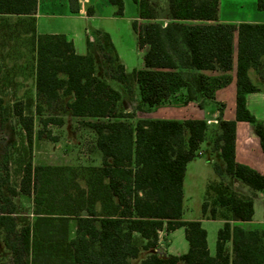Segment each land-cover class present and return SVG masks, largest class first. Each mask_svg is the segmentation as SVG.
Returning a JSON list of instances; mask_svg holds the SVG:
<instances>
[{
    "label": "trees",
    "instance_id": "obj_1",
    "mask_svg": "<svg viewBox=\"0 0 264 264\" xmlns=\"http://www.w3.org/2000/svg\"><path fill=\"white\" fill-rule=\"evenodd\" d=\"M123 12L122 0H107ZM138 19L132 21L139 48L146 47L143 67L127 72L121 61L106 76L131 91L135 84L138 111L168 102L184 90L183 102L212 98L229 81L233 38L236 45L235 120L252 124L264 151V120L246 107L245 95L259 90L250 79L254 70L264 78V23L217 21L218 0H166L159 9L151 0H132ZM264 10V0H255ZM78 10V0H69ZM37 0H0V16H28L36 97L51 106L62 96L74 117L92 118L84 125L95 133L99 165L81 166L70 177L63 166L27 163L17 189L10 182L7 160L0 164V233L11 259L0 264H133L141 250L155 248L160 230L183 227L186 252L164 257L151 253L137 264H264V228L246 230L232 221H249L253 198L234 191L220 179L209 186L212 205L201 204L203 215L214 218L216 206L227 207L230 218L217 231L215 254L210 255L206 230L199 220L184 221L182 182L186 164L197 156L208 124L203 119H137L122 111L119 90L98 74L92 53L78 54L64 34H35ZM165 18L166 22L160 21ZM214 71L221 74L212 75ZM41 107H37L39 112ZM6 111L0 95V115ZM31 143L34 119L21 101L13 105ZM235 120H218L213 148L224 163L214 165L218 176L237 178L252 191L264 190V176L234 158ZM46 124H62L47 117ZM41 131H39V135ZM78 177L80 182L77 181ZM32 195L31 222L18 226V194ZM140 237V244L138 242ZM231 242V250L225 243Z\"/></svg>",
    "mask_w": 264,
    "mask_h": 264
},
{
    "label": "crops",
    "instance_id": "obj_2",
    "mask_svg": "<svg viewBox=\"0 0 264 264\" xmlns=\"http://www.w3.org/2000/svg\"><path fill=\"white\" fill-rule=\"evenodd\" d=\"M122 1L123 12L121 15H117L116 7L107 0H78L77 11L70 10L69 0H37L36 11L31 15L35 34H64L68 40L72 41L76 53L86 54L90 52L94 55L96 70L98 68V54L100 56L109 54L108 50H112L117 55L127 72L142 68V55L146 47H138L136 34L132 29V21L138 19V14L125 16L124 5L128 0ZM248 1L250 3L248 10H241L244 5L242 0H218L217 21L234 24L240 22L264 23V10L257 9L255 0ZM98 3L102 8L101 10L98 9ZM236 45L237 35L235 33L233 38L232 68L227 73L229 81L225 86L217 88L212 98H199L198 100L184 103L185 91L180 90L168 102L145 111H138L136 110V106L140 102V97L137 95L138 89L135 85L131 91L135 104V110L133 111L132 108H128L127 110L124 108L121 109L120 104L123 95L121 89H119L121 98L118 107L122 111L133 112L134 120L142 118L182 121L184 119L194 118L203 119L207 122L208 129L205 139L199 145L197 156L186 164L182 182L183 197L180 219L184 221H200L202 227L206 230V243L210 255H212L211 248L216 247V240L214 245V239L212 236L209 237L207 228L203 225V220H215L222 227L223 222L230 218V211L227 207L216 206L214 218L207 217V214L203 215L202 211L201 218H185L184 201L191 197L192 189L197 185L200 186V192L203 193V201H208V197L212 194L209 186L218 182L220 179L234 191L248 195V186L246 184L230 175L223 174L220 177L213 169L215 164L220 168L224 167L219 151L213 148V137L217 132V122L218 120H235ZM211 74L218 75L221 72L214 71ZM249 76L251 81L259 87V90L246 93V107L258 121H263L264 78H261L254 70L249 71ZM108 81L110 83L113 79ZM235 123V161L255 169L264 176V151L260 146L259 139L254 132L252 124L242 120H235ZM203 144L206 145L203 147ZM205 154V158H202ZM189 171L191 172L190 175H188ZM203 171H206V173H203ZM204 174L207 176L204 177ZM248 188L251 190L250 187ZM249 196L253 198V215H255L257 201L259 206L264 207V190L257 192L251 190ZM210 197L213 199V195ZM249 221L229 220L232 225H238L246 230L264 228L243 227L242 224ZM164 234V239L167 240V247H165L166 254H158L159 256L164 257L168 254L179 255L187 251L188 243L184 236L183 227L175 228L171 231L164 230ZM157 248L148 249L146 256L155 253ZM225 250L227 252L231 250V242L229 240L225 243Z\"/></svg>",
    "mask_w": 264,
    "mask_h": 264
},
{
    "label": "rangeland",
    "instance_id": "obj_3",
    "mask_svg": "<svg viewBox=\"0 0 264 264\" xmlns=\"http://www.w3.org/2000/svg\"><path fill=\"white\" fill-rule=\"evenodd\" d=\"M159 9H165L166 0H151ZM243 9L248 10L250 3L248 0H242ZM98 9L101 6L98 3ZM125 16L138 14V7L132 1H126L124 5ZM31 18L17 16H0V95L4 101L6 111L0 115V164L7 160L10 182L17 189L19 188L22 170L27 163L33 166H63L67 168H79L81 166L99 165L101 155L95 146V133L84 125V121L93 120L92 118L74 117L69 112L66 103L70 100L68 96H62L51 106L46 105L41 97H36L33 76V50L30 41L29 30L31 29ZM160 21L166 22L165 18ZM109 54L100 56L98 54V74L106 76V72L115 68L118 61L117 55L108 50ZM108 63V64H107ZM110 84L117 90L121 89L123 98L121 109L132 108L135 110L134 96L132 90L128 92L124 86L117 81H111ZM135 84L132 85V89ZM139 97V93L137 91ZM21 101L25 107V113H29L34 119V135L31 143L26 141V135L20 124L19 118L13 112L15 102ZM41 107L37 111V107ZM137 110V109H136ZM162 111V110H160ZM154 112V111H153ZM54 117L62 119L60 125L49 123L43 126L41 119ZM39 131L41 134L39 135ZM206 144H203V147ZM206 154L202 156L205 158ZM70 171H66L67 177L73 176ZM206 173V171H203ZM191 172H188L190 175ZM207 176L204 174V177ZM80 179L78 177V180ZM198 184V183H197ZM247 187V186H246ZM248 189V195L251 190ZM212 195V194H211ZM210 195V196H211ZM208 197V204L212 205V198ZM17 204L15 212L18 226L31 222L34 218L32 213V195L27 196L18 194L14 197ZM203 193L200 192V186L193 187L191 197L184 201L185 218H201V204ZM261 222V223H259ZM203 225L207 228L209 237H213L214 245L217 229L220 227L215 220L204 219ZM245 228L264 227V207L256 203V212L253 219L244 222ZM0 233V257L3 260L11 259L10 252L3 246ZM164 230L158 232V242L156 254H166L167 240L164 239ZM138 242L141 240L138 236ZM212 255L215 254V246L211 248ZM147 250H141L138 256L131 260L133 264L146 257ZM184 264V263H181Z\"/></svg>",
    "mask_w": 264,
    "mask_h": 264
}]
</instances>
